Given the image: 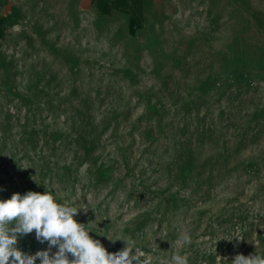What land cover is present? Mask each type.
Returning a JSON list of instances; mask_svg holds the SVG:
<instances>
[{
  "label": "rangeland",
  "instance_id": "1",
  "mask_svg": "<svg viewBox=\"0 0 264 264\" xmlns=\"http://www.w3.org/2000/svg\"><path fill=\"white\" fill-rule=\"evenodd\" d=\"M73 6L0 0V199L49 190L153 264L264 256V0Z\"/></svg>",
  "mask_w": 264,
  "mask_h": 264
},
{
  "label": "clouds",
  "instance_id": "2",
  "mask_svg": "<svg viewBox=\"0 0 264 264\" xmlns=\"http://www.w3.org/2000/svg\"><path fill=\"white\" fill-rule=\"evenodd\" d=\"M78 212L76 207L58 202L49 190L43 194L34 191L23 195L13 193L10 199H0V264H36L37 259L40 264H153L151 254L138 252L119 237L107 238L112 242L122 240L126 246L109 253L99 240L89 235L86 225L74 219ZM33 231L37 241L48 242V250L28 255L17 247L18 239ZM181 239L186 244L191 243L188 235ZM54 246L58 250L50 255ZM171 262L189 264L187 256L179 254H174ZM231 264H264V256L237 254Z\"/></svg>",
  "mask_w": 264,
  "mask_h": 264
},
{
  "label": "crops",
  "instance_id": "3",
  "mask_svg": "<svg viewBox=\"0 0 264 264\" xmlns=\"http://www.w3.org/2000/svg\"><path fill=\"white\" fill-rule=\"evenodd\" d=\"M74 8L80 12L89 11L95 14H109L114 10L127 9L135 0H72ZM133 8V6H132Z\"/></svg>",
  "mask_w": 264,
  "mask_h": 264
}]
</instances>
